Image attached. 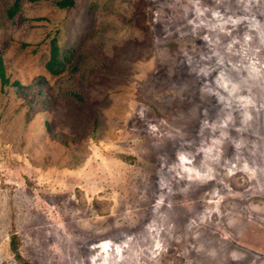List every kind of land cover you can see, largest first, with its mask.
Here are the masks:
<instances>
[{"label": "rangeland", "instance_id": "rangeland-1", "mask_svg": "<svg viewBox=\"0 0 264 264\" xmlns=\"http://www.w3.org/2000/svg\"><path fill=\"white\" fill-rule=\"evenodd\" d=\"M60 1L0 0V264H264V0Z\"/></svg>", "mask_w": 264, "mask_h": 264}, {"label": "trees", "instance_id": "trees-1", "mask_svg": "<svg viewBox=\"0 0 264 264\" xmlns=\"http://www.w3.org/2000/svg\"><path fill=\"white\" fill-rule=\"evenodd\" d=\"M58 7L62 9L70 8L74 5L73 0H62L58 2ZM19 0H17L15 6L9 10V16L14 17V15L19 11ZM69 60V51L60 52V48L57 46L56 42L54 41L51 46V55L50 59L48 60L46 64V68L48 72L52 75H58L61 74L66 69L67 61ZM77 68V65L74 66V70ZM0 80L2 88H5L10 85V79L6 74L5 67L2 63V59L0 58ZM17 88L23 87L19 82H16L14 84ZM41 93V92H39ZM66 96L73 97L74 99L78 101H83L84 97L81 93L71 91L65 93ZM43 102H45L44 99H42Z\"/></svg>", "mask_w": 264, "mask_h": 264}]
</instances>
